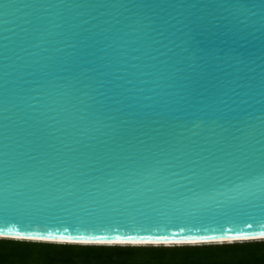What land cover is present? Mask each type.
Returning a JSON list of instances; mask_svg holds the SVG:
<instances>
[{"label": "water", "instance_id": "obj_1", "mask_svg": "<svg viewBox=\"0 0 264 264\" xmlns=\"http://www.w3.org/2000/svg\"><path fill=\"white\" fill-rule=\"evenodd\" d=\"M243 235L264 236V0H0V240L264 241Z\"/></svg>", "mask_w": 264, "mask_h": 264}, {"label": "trees", "instance_id": "obj_2", "mask_svg": "<svg viewBox=\"0 0 264 264\" xmlns=\"http://www.w3.org/2000/svg\"><path fill=\"white\" fill-rule=\"evenodd\" d=\"M0 244L52 248L66 258L60 262L53 256L44 264H74L70 261L73 258H79L82 264H88L89 258L96 264H264V241L184 247L76 246L9 240H0ZM27 263L33 264L29 260Z\"/></svg>", "mask_w": 264, "mask_h": 264}, {"label": "rangeland", "instance_id": "obj_3", "mask_svg": "<svg viewBox=\"0 0 264 264\" xmlns=\"http://www.w3.org/2000/svg\"><path fill=\"white\" fill-rule=\"evenodd\" d=\"M30 243H35V242H30ZM245 243H251V242H245ZM38 244H45V243H38ZM230 244H236V243H230ZM213 245H223V243L213 244ZM145 247H151V246H145ZM153 247H156V246H153ZM157 247H166V246H157ZM170 247H184V245L170 246ZM58 253L59 251L52 249V248H47V247H32V246L0 244V264H16L14 260H16V262L18 263H21L23 261L24 263L22 264H25V263L28 264L27 263L28 260L30 262H33V264H44L45 262H48L53 256L54 257L56 256L55 257L56 261L61 262V261L66 260L65 257H62V255H58ZM68 255L67 256L65 255V256L70 257ZM79 255L85 256L88 254L80 253ZM3 256H6L5 257L6 259L3 258ZM89 260L90 261L88 264H96L94 261H92L91 258H89ZM70 261H72L71 263H74V264H82L79 258H73V259H70Z\"/></svg>", "mask_w": 264, "mask_h": 264}, {"label": "snow or ice", "instance_id": "obj_4", "mask_svg": "<svg viewBox=\"0 0 264 264\" xmlns=\"http://www.w3.org/2000/svg\"><path fill=\"white\" fill-rule=\"evenodd\" d=\"M249 227H251V225H249ZM250 237H253V236H248V235H243V236H236V237H227V239H244V238H250ZM28 239H45V237H28ZM164 240H167V238H163ZM84 242H89V241H84ZM97 242H102V241H97ZM112 242H115V243H128V242H136V243H139V242H144V243H148V242H152L150 240H141V241H133L131 238H129L128 241H123V240H120L119 238H117L116 241H112ZM156 243H160L162 242L160 239H157L155 241ZM168 243H183V242H197V241H194V240H189V241H175V240H169L167 241Z\"/></svg>", "mask_w": 264, "mask_h": 264}, {"label": "bare ground", "instance_id": "obj_5", "mask_svg": "<svg viewBox=\"0 0 264 264\" xmlns=\"http://www.w3.org/2000/svg\"><path fill=\"white\" fill-rule=\"evenodd\" d=\"M0 238H7V237H5V236H0ZM15 239H18V238H15ZM20 239V238H19ZM28 240V239H27ZM33 241H38V242H40V241H42V242H51V243H59V244H67V242H60V241H53V240H33ZM229 243H231V241H228ZM68 243H72V244H74V243H79V242H68ZM221 243V242H220ZM80 244H83V245H92V244H94V245H101V243H91V242H81ZM187 245V244H190V245H196L195 243H184V244H178V245ZM107 245H110V244H107Z\"/></svg>", "mask_w": 264, "mask_h": 264}, {"label": "clouds", "instance_id": "obj_6", "mask_svg": "<svg viewBox=\"0 0 264 264\" xmlns=\"http://www.w3.org/2000/svg\"><path fill=\"white\" fill-rule=\"evenodd\" d=\"M253 237H264V236H253ZM188 243H195V242H188Z\"/></svg>", "mask_w": 264, "mask_h": 264}]
</instances>
